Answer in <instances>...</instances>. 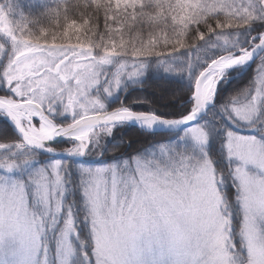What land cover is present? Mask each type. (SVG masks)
I'll return each mask as SVG.
<instances>
[{"label":"rangeland","instance_id":"obj_1","mask_svg":"<svg viewBox=\"0 0 264 264\" xmlns=\"http://www.w3.org/2000/svg\"><path fill=\"white\" fill-rule=\"evenodd\" d=\"M235 1L251 11L253 17L264 18V0ZM9 4L10 0H0V86L18 98L39 105H47L52 99L54 113V108L59 107L63 114L78 117L101 111L104 99H115L126 84L141 80L144 62L116 59L109 54L79 65L86 67L83 78L73 73L72 65L64 66L58 77L54 76L55 60L60 56L74 53L93 57V53L84 48L81 53L75 46L57 51L22 39L13 28ZM25 51H31L30 55L17 61L16 57ZM38 61L42 64L38 65ZM47 68L49 73L38 72ZM259 74L254 92L264 94V67ZM61 77L66 79L64 84L59 81ZM73 80L78 83L74 85ZM29 88L33 90L29 92ZM155 93L164 103L176 96L173 91ZM229 108L234 120L251 126L238 120ZM259 117L258 112L254 123ZM228 123L233 124L229 120ZM22 124L26 126L24 121ZM214 125L206 116L174 140L147 148L129 160L71 164L52 158L41 163L0 164L15 171L14 177L0 181L3 259L14 264L17 257L10 254L17 247L14 240L29 233L34 264H43L45 257L48 264H73L74 243L78 239L76 222L82 217L92 238L91 254L100 264H264V168L245 163L224 142L225 159L231 165L232 184L236 186L235 205L240 213L236 224L233 212L237 209L226 207L221 193L223 178L205 152L218 131ZM202 126L208 130L209 140L191 135ZM225 128L228 131L230 126ZM111 129L97 130L81 152L76 150L78 142L71 141L68 152L80 157L90 142L96 146L100 136L108 135ZM256 137L264 139L261 133ZM41 172L53 180L58 174L65 187L47 206L37 209L29 203V192ZM77 180L81 191L78 208L75 203H66ZM90 180H103L102 185L97 183L96 198L82 195L89 190ZM83 259H88L85 254Z\"/></svg>","mask_w":264,"mask_h":264},{"label":"trees","instance_id":"obj_2","mask_svg":"<svg viewBox=\"0 0 264 264\" xmlns=\"http://www.w3.org/2000/svg\"><path fill=\"white\" fill-rule=\"evenodd\" d=\"M237 3L235 0H10L9 9L14 28L30 42L75 45L96 55L108 53L126 61L144 62L141 81L120 91L108 107L122 105L136 112L175 119L190 110L192 81L201 67L233 50L245 48L264 31V18L253 17L251 11ZM262 65L264 52L244 74L220 82L214 106L207 115L225 123L218 112L229 116L228 106L251 97L258 67ZM155 90L173 91L176 96L164 103ZM3 94L9 92L0 88V95ZM177 137L178 134L151 133L123 125L115 128L111 136L103 134L96 146L90 143L86 156L95 157L102 152L106 162L132 159L147 148ZM15 141L10 126L0 118V145L8 146ZM69 144L63 141L55 148L62 150ZM222 144L220 136L214 135L205 152L223 178L221 193L226 207L237 209L233 212L237 224L240 213L235 205L236 188L230 182V165L224 159ZM13 152L19 154V160H44V156L34 151L10 148L0 150V162L12 161ZM72 186L73 193L66 203L79 206L78 180ZM76 226L78 239L74 243L73 264H85V253L95 264L92 238L81 217Z\"/></svg>","mask_w":264,"mask_h":264},{"label":"snow or ice","instance_id":"obj_3","mask_svg":"<svg viewBox=\"0 0 264 264\" xmlns=\"http://www.w3.org/2000/svg\"><path fill=\"white\" fill-rule=\"evenodd\" d=\"M193 92H196L195 88ZM215 92L211 83L206 84L204 88L200 89L198 94H194L191 98L192 104L195 105V107L171 121H169L167 117H160L158 119L156 113L138 114L127 108L121 109L114 117L110 118L112 119L113 126L108 132V135L111 136L113 134L117 122L120 124L135 122L138 126L150 130L155 129L157 124L163 125V128L166 129H172L173 127L179 128L180 126H185L184 129H187L190 122L196 119L198 113L203 111L206 106L213 101ZM262 101H264V94L258 92H255V94L252 93L250 98L242 100L240 104L233 103L232 112L241 122L252 125L258 115ZM261 123H264V121H261ZM15 129L17 133L22 136L25 135L22 128ZM261 134L264 135V131H262ZM191 135L203 140L210 139V134L204 126L199 129H194ZM224 142L225 147L234 152L245 163L251 162L264 168V139H258L256 136H244L228 130L225 132ZM14 176L15 171L10 167L6 169L0 166V181H3L6 177ZM97 183L102 185L103 180H90L89 190L87 193H82V195L87 194L92 198L98 197L99 188L97 187ZM64 187L65 186L62 185V177L58 174H56V178L53 180L50 175L41 172L39 173L37 181L31 185L32 190L29 192V203L30 205L34 204L37 209L45 207L50 203L54 195H59L60 192L64 190ZM3 239V234L0 233V264H8V261L3 259L2 256L4 253ZM14 242L17 247L12 248L10 252L12 256L17 257L14 264H34L32 260V248L30 247L31 235L29 233L21 234L19 239L14 240ZM85 256H87V253H85ZM43 264H48L47 257H45ZM85 264H93V260L87 259ZM95 264H100L99 259L96 260Z\"/></svg>","mask_w":264,"mask_h":264},{"label":"water","instance_id":"obj_4","mask_svg":"<svg viewBox=\"0 0 264 264\" xmlns=\"http://www.w3.org/2000/svg\"><path fill=\"white\" fill-rule=\"evenodd\" d=\"M264 51V34L259 38V40L256 42L255 46H253L250 49H245V51H235L234 53H240L238 56H236L234 58V60L231 63H227V64H218V60H214L212 61L210 64H208L205 68H203L201 70V72L199 73V75L196 77L195 81H194V86H193V91L194 88L196 89V92H192V94H198L201 88V80L204 77V75H206L209 71L211 70H215L218 74H223L224 72H231L234 71L236 69H244L246 70V67L248 65H250L252 62H254L257 59V56L259 54H261V52ZM25 55H27V52L23 55H21L20 57H18V59L25 57ZM219 77L216 79L215 84H214V89L216 91V87L219 81ZM192 95V96H193ZM216 95V93H215ZM192 96L189 98L190 100H192ZM215 97V96H214ZM214 100V99H213ZM212 103H209L206 108L201 111L200 113H198L196 119L192 122H190V124L188 125L189 127L191 125H193L194 123H196L201 116L210 108L212 107ZM30 102L27 103H19L17 105H15V107L13 108L14 110L18 109V108H24L27 107V105H29ZM0 106H5V108L7 109V111H9V107L4 103L0 102ZM195 107V105H193ZM36 107V106H34ZM37 108V107H36ZM137 113V112H135ZM43 114V113H41ZM139 114V113H138ZM143 114H151V113H146L143 112ZM115 115H110V113H103V114H97L96 116H85L84 118H80L76 121H74V123L72 124H68V125H58V128L55 129L51 135H49L48 137H46L45 139H36L33 137H29L27 135H21L19 133H17L15 128H19L18 126L13 125L10 121H9V125L11 126L13 132L19 136L21 138V140L24 142V144L26 145V147H30L33 148L34 150H36L38 153L40 154H44L46 156L49 157H58V158H70V159H76L74 157H72L69 153L67 152H61V151H56V150H50L48 148H45L46 145H50L52 143H57L60 141H63L64 139H68V137L65 135L67 132H70L72 130H74L75 128L79 127V126H83L86 124H104V123H109L112 122V119H110L111 117H114ZM158 119L160 117H157ZM118 124H120L119 122H117ZM185 126H180L179 128H175L173 127L172 129H166L163 128V125L157 124L156 128L152 130V132H162V133H167V132H172V133H176L179 132L181 130L184 129ZM147 130V129H146ZM151 131V130H150ZM78 159V158H77ZM80 160H82L83 158H79Z\"/></svg>","mask_w":264,"mask_h":264},{"label":"bare ground","instance_id":"obj_5","mask_svg":"<svg viewBox=\"0 0 264 264\" xmlns=\"http://www.w3.org/2000/svg\"><path fill=\"white\" fill-rule=\"evenodd\" d=\"M234 59L232 57H225L223 58L220 62H218V64H227V63H231ZM218 76V73L215 70H211L209 71L206 75H204V77L202 78L201 82V89L205 87L206 84L211 83L212 86L214 87V81L216 79V77ZM222 76V75H221ZM2 102H6L9 105H13L14 102L11 100H8L6 98L1 99ZM121 110V109H120ZM119 111L112 113L111 115H115L116 113H118ZM36 118L38 121V125H35L34 123H32V118ZM13 120L15 122V124L19 125L24 131L25 133L28 135H32L38 139H43L46 138L52 130H54V125L52 123H49L48 121H46L44 118L40 117L38 115V113L35 110H29L27 112H16L13 115ZM22 121L25 122L26 126H24V124H22ZM171 121V120H169ZM130 124H135L137 125L135 122H129ZM113 126L112 122L103 124V125H92V124H86V126H82V127H78L76 129H74V131H71L67 134V136L69 138H71L73 141L78 142V148L76 149L77 151H82L85 148V143H87V141L89 140V138L91 136H93L97 130L99 129H104V128H111ZM138 126V125H137ZM140 127V126H138ZM141 129H147L150 130L148 128H142Z\"/></svg>","mask_w":264,"mask_h":264},{"label":"flooded vegetation","instance_id":"obj_6","mask_svg":"<svg viewBox=\"0 0 264 264\" xmlns=\"http://www.w3.org/2000/svg\"><path fill=\"white\" fill-rule=\"evenodd\" d=\"M54 49H56L57 51L63 49V46H59V47H53ZM80 52H81V49H79ZM82 53V52H81ZM57 57V56H56ZM56 57L54 59H56ZM95 56L93 57H87V56H78V55H75L74 53H70V54H67V55H62L60 56V58H57L55 61V66L53 68V71H52V74L54 76H57L58 77V74L60 72V70L64 67V66H67V65H72L74 67H72V71L73 73H79V75L83 78L84 76V73H85V70L86 67H79V65L83 64L84 62L86 61H89V60H92ZM60 61H64V63H62L63 65L60 66V68L58 69L57 72H55V68L56 66L60 63ZM40 62V61H38ZM42 63L40 62L38 65H41ZM45 70H47V72L49 73L50 72V69H40L38 72L42 73L44 72ZM87 73V72H86ZM86 76V75H85ZM33 77V76H32ZM87 77V76H86ZM60 83L64 84L66 82V79L65 78H60L59 79ZM78 83V80H73V84H77ZM31 92L33 89L32 88H29ZM57 95V94H56ZM55 95V96H56ZM51 106H52V99H50V101L48 102L47 105H40L42 111H44V113L49 117V118H53V119H56V118H59L62 116V111H60V108L59 107H55L54 110L57 111L56 113H54L52 110H51ZM106 108L108 109L109 107L106 105ZM98 112L100 111H97V112H90L89 114L90 115H96ZM86 114V113H85Z\"/></svg>","mask_w":264,"mask_h":264}]
</instances>
